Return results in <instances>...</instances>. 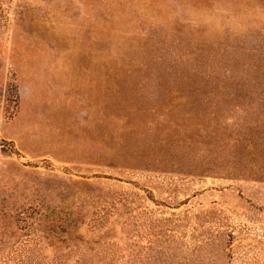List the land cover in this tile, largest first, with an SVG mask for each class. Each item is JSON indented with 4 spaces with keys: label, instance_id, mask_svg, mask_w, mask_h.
<instances>
[{
    "label": "rangeland",
    "instance_id": "1",
    "mask_svg": "<svg viewBox=\"0 0 264 264\" xmlns=\"http://www.w3.org/2000/svg\"><path fill=\"white\" fill-rule=\"evenodd\" d=\"M0 264H264V0H0Z\"/></svg>",
    "mask_w": 264,
    "mask_h": 264
}]
</instances>
